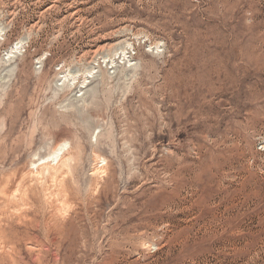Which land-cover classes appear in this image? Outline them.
Returning a JSON list of instances; mask_svg holds the SVG:
<instances>
[{
    "label": "rangeland",
    "instance_id": "rangeland-1",
    "mask_svg": "<svg viewBox=\"0 0 264 264\" xmlns=\"http://www.w3.org/2000/svg\"><path fill=\"white\" fill-rule=\"evenodd\" d=\"M0 264H264V0H0Z\"/></svg>",
    "mask_w": 264,
    "mask_h": 264
},
{
    "label": "bare ground",
    "instance_id": "bare-ground-1",
    "mask_svg": "<svg viewBox=\"0 0 264 264\" xmlns=\"http://www.w3.org/2000/svg\"><path fill=\"white\" fill-rule=\"evenodd\" d=\"M14 49V48H13ZM65 143V142H64ZM65 144L59 145L53 153H51L52 155L49 157L51 160H53L52 162H58L59 160L63 159L65 156ZM47 157V156H46ZM59 163V162H58ZM47 166V165H46ZM43 169V168H42Z\"/></svg>",
    "mask_w": 264,
    "mask_h": 264
}]
</instances>
